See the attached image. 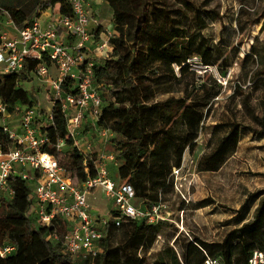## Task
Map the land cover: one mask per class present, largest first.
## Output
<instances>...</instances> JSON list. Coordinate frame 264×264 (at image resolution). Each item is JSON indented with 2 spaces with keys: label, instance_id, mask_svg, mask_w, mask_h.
I'll return each instance as SVG.
<instances>
[{
  "label": "trees",
  "instance_id": "16d2710c",
  "mask_svg": "<svg viewBox=\"0 0 264 264\" xmlns=\"http://www.w3.org/2000/svg\"><path fill=\"white\" fill-rule=\"evenodd\" d=\"M105 1L112 9L116 34L109 38L114 48L112 55L99 59L94 67L96 84L104 100L98 125L111 129L120 138L114 148L117 161L121 162L119 179L133 185L136 200L152 202L153 206L161 203L159 189L168 186L172 168L180 169L188 135L196 132L203 120V107L222 90L217 82L219 87L213 92L202 84L201 87L210 93L209 101L205 103L196 98L188 101V96L152 101L157 96L156 86L166 76L181 81L192 57H199L206 65L214 64L210 42L201 32L205 28L203 16L208 14L222 19L223 15L216 8H204L196 0ZM234 1L238 4L234 21L241 30L264 18V0ZM15 2L10 5L0 0V32L6 26L5 11L10 13L18 29L26 27L49 8L64 14L72 13L69 0ZM256 49L254 46L252 55H257L260 73L264 76V52ZM261 50L264 51V45ZM40 63L30 59L20 73L0 75V95L11 113L16 105H37L34 94L25 88L24 83L32 81ZM176 66L180 73H176ZM63 88L66 92H77L76 83L70 78L65 80ZM236 89L243 93L241 86L237 85ZM182 107L189 129L185 135L176 133L171 126L175 112ZM251 116L261 123L260 116L254 111ZM36 125L47 138L44 150L55 155L76 182L85 180L88 175L84 170L86 157L68 134L61 102L57 100L54 104L52 124L44 127L41 121ZM220 125L227 133L210 153L201 157L200 171L218 170L238 148L244 124L228 120ZM260 125L264 130V123ZM59 139L65 140V148L61 151L55 147ZM0 144L5 150L14 144L2 126ZM88 164L90 175L95 176L94 163L88 160ZM10 183L15 195L0 204V245L13 244L16 251L0 258V264H142L146 257L141 251L152 247L160 227L166 224V219L158 223L125 221L118 227L109 222L102 240L103 251L93 258H73L64 252L61 239L50 238L51 228L38 226L29 215L33 205V183L18 176L12 177ZM259 193L262 197L254 217L230 230L222 241L192 239L186 243L182 261L174 247L166 246L163 250L166 255L162 254L156 264H206L210 258L217 259L219 264H251L257 252L262 254L261 264H264V189ZM53 225L62 238L66 225L60 220H55ZM118 229H123L126 237L113 246L110 238Z\"/></svg>",
  "mask_w": 264,
  "mask_h": 264
},
{
  "label": "rangeland",
  "instance_id": "374dc122",
  "mask_svg": "<svg viewBox=\"0 0 264 264\" xmlns=\"http://www.w3.org/2000/svg\"><path fill=\"white\" fill-rule=\"evenodd\" d=\"M4 1L10 5L16 3V0ZM196 1L203 4L204 8H216L223 15L222 19L208 14L203 16L205 28L201 32L210 42L214 64L206 65L199 57H192L187 62L189 69L185 71L181 81L166 76L156 86L157 96L152 101L188 96V101L196 98L205 103L209 101L210 93L206 92L205 87H201L202 84L208 86L211 92L217 90L219 85L222 90L219 96L203 107V120L197 131L188 135V146L184 151L179 173L175 174L176 169L173 167L168 186L159 189L166 224L160 227L152 247L141 251V255L146 257L142 264H156L162 254L166 255L163 251L166 246L174 247L182 261L188 241L195 238L222 241L230 230L254 217L262 197L261 193H257L264 189V130L260 125L264 123V76L260 73L257 55H252L254 46H257L258 52H264L261 50L264 45V18L241 30L234 21V11L238 9L234 0ZM89 11L92 18L97 19L96 29L94 28L96 34L103 31V38L108 40V48L102 50L103 55H99L104 60L114 51L109 42V38L116 34L112 9L104 3ZM44 18L46 16L43 15L42 20ZM51 71L55 73L53 68ZM175 71L178 73L176 68ZM36 84L38 87L30 92L34 94L39 110L48 117L54 108L48 84L38 80L36 76L31 82H25L24 86L32 90ZM237 85L241 86L242 94L237 91ZM253 111L260 116L261 123L258 124L252 118ZM228 120L244 124L236 152L218 170L200 171L199 160L210 153L217 141L226 135V128L220 124ZM171 126L178 134L185 135L189 132L184 107L175 112ZM98 127V132L104 129L109 131L105 137L98 136L100 143L93 151L97 152L107 144L109 146L106 150L115 153L119 136L105 126ZM108 162H112L108 168L112 177L116 178L119 176L118 167L121 162ZM90 202L92 215L98 220V226L104 220L112 222L115 206L102 188L90 192ZM141 203L137 200L136 205L147 210L152 206V202ZM125 237V231L118 229L111 235V244L116 246ZM262 259L261 253L257 252L251 264H261Z\"/></svg>",
  "mask_w": 264,
  "mask_h": 264
},
{
  "label": "built area",
  "instance_id": "2783aa9c",
  "mask_svg": "<svg viewBox=\"0 0 264 264\" xmlns=\"http://www.w3.org/2000/svg\"><path fill=\"white\" fill-rule=\"evenodd\" d=\"M69 1L71 14L49 8L23 29H18L10 13L5 11L6 26L0 32V75L20 73L30 59L41 62L35 69L34 77L48 84L54 104L57 100L61 102L68 134L86 157L84 170L88 175L85 180L76 182L58 158L44 150L47 138L36 124L41 121L44 127L52 124L53 113L46 117L37 105H16L11 113L0 95V126L14 143L7 150L0 144V204L15 195L10 183L12 177L32 182L33 205L29 215L41 227L51 228L50 238L61 239L66 254L73 258H93L103 251L105 227L111 221L104 220L100 226L97 225L98 220L93 217L89 202L91 191L97 188L105 191L115 206L111 219L116 227L125 221L158 223L167 218L160 203L149 210L137 206L133 185L112 177L106 163H118L115 153H95L90 141L85 144L80 141L79 135L88 118L94 121L93 127L98 136L105 137L109 131H97L104 100L96 84L94 68L100 58L93 56L99 49L108 48V40H97L95 30L91 28L97 19L91 16L88 0ZM43 15L46 16L44 20ZM176 70L179 71L178 66ZM68 78L75 81L76 93L64 90L63 84ZM37 85L28 91H34ZM55 147L58 151L63 150L65 140L59 139ZM88 160L96 167L95 176L90 175ZM179 171L176 169L175 174ZM55 220L66 225L62 238L53 227ZM15 251L13 244L0 245V258ZM206 264L219 262L210 258Z\"/></svg>",
  "mask_w": 264,
  "mask_h": 264
},
{
  "label": "crops",
  "instance_id": "0c3cea01",
  "mask_svg": "<svg viewBox=\"0 0 264 264\" xmlns=\"http://www.w3.org/2000/svg\"><path fill=\"white\" fill-rule=\"evenodd\" d=\"M88 2H89V9H95V7H97L98 8V6L99 5H101V4H106V5H108L107 4V2L105 1V0H88ZM91 13V12H90ZM91 28L92 29H94L95 28V24L94 23H92L91 24ZM96 29V28H95ZM96 31V30H95ZM95 34H96V32H95ZM97 35V37L98 38H103V36L102 35H104V32L103 31H100V33L98 34H96ZM102 53V51L99 49L98 51H97V53H95L93 56H95V57H99L100 58V54ZM102 55H103V53H102ZM93 124H94V121L91 119V118H88L87 120H86V122H85V124H84V127H83V130L81 131V133H80V135H79V138H80V141L82 142V144H84V143H86V142H91L92 143V146H93V149L96 147V145H98L100 142H98V140H97V138H98V135L96 134V130L95 129H93L94 127H93ZM108 146L109 145H103L102 146V148H100L97 152L96 151H94L95 153H99L100 151H106V152H112V151H107L106 149L108 148ZM110 163H112V162H108L107 161V166L108 167H110ZM109 170H110V168H109ZM110 173H111V171H110ZM115 179H117V180H119V177L118 176H116V178ZM89 202H90V196H89ZM90 204H91V202H90ZM92 210V209H91ZM92 214H93V211H92Z\"/></svg>",
  "mask_w": 264,
  "mask_h": 264
}]
</instances>
